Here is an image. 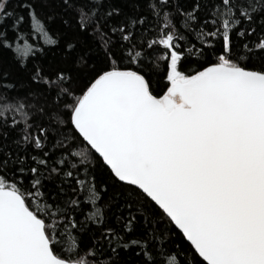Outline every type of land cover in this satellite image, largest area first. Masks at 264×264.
<instances>
[{"label": "snow or ice", "instance_id": "obj_1", "mask_svg": "<svg viewBox=\"0 0 264 264\" xmlns=\"http://www.w3.org/2000/svg\"><path fill=\"white\" fill-rule=\"evenodd\" d=\"M11 2L0 0V50H13L23 66L35 56L33 33L47 45L58 41L36 0H16L19 14ZM118 2L60 0L80 32L109 45L100 63L89 69V51L77 54L68 41L72 67H35L30 76L53 97L52 107L33 117L24 103L0 101V264H102L101 257L122 264L128 253L136 264H264V0H130L131 14ZM141 3L163 18V34L144 45L136 42L148 23L135 14ZM170 13L183 21V34ZM194 32L199 45L185 43ZM161 46L167 84L157 97L153 53L142 48ZM210 52L216 62L191 69ZM253 55L259 71L243 64ZM125 59L129 66L121 67ZM83 142L113 184L130 186L126 193L101 203L108 186L96 182L87 154L73 151ZM49 184L56 190L48 192ZM140 201L154 203L180 230L194 249L190 258L134 210Z\"/></svg>", "mask_w": 264, "mask_h": 264}, {"label": "trees", "instance_id": "obj_2", "mask_svg": "<svg viewBox=\"0 0 264 264\" xmlns=\"http://www.w3.org/2000/svg\"><path fill=\"white\" fill-rule=\"evenodd\" d=\"M108 5L106 4L105 7ZM117 7L121 8L125 13H132V6L130 0H119L116 4ZM191 5H189L190 7ZM9 10H14L18 14L20 9L16 8V0L8 5ZM35 8L38 16L43 22L48 25V30L54 39L58 41L57 45H47L43 42L42 39H37L36 34H32L30 37V42L33 44L36 52L35 56L27 61H21L23 66L17 63L14 59L13 50H0V85H7L8 91H4L3 88H0V101L4 103H24L27 105V111L31 113L33 117H39V108H50L52 107L53 97L48 94H41L38 89H42L43 85H37L34 83L30 76L34 71L35 67H41L44 69L45 73L50 70H55L56 68H69L72 67L71 60L65 58V44L68 41H72L77 44V54L82 51H89V55L92 58V63L89 65V69L96 67L100 63L99 55L105 50L109 45L104 44L99 40V37L95 32L89 30L88 32H80L76 20V15L70 10L62 11L64 6L60 4V0H56L55 3H50L49 0H36ZM142 12L135 13L136 15H142L148 21V23L143 26L137 34V43L144 45L146 43H151L153 39H159L160 35L163 34L161 31L163 18L153 17L149 15L147 8L144 4H140ZM23 14L25 15V24L23 28L25 31L28 29L27 23V10H24ZM51 16V19L48 17ZM170 18L176 22L177 28L180 31V34L184 33L182 28L183 21L170 13ZM144 28H147L145 31ZM13 33L9 32V37ZM254 40L255 37L249 38ZM188 40L195 41L197 45L200 43V37L197 33H193L191 37H188L185 43ZM99 43V47H97ZM219 47L217 46V51ZM163 48L157 47L156 51L148 48H142L143 53L152 52L150 62L152 64L151 68V82H152V91L153 94L157 97L162 96L166 91L167 81L164 78V61L159 60V55L163 54ZM246 51V50H245ZM217 57L214 53H209L206 56L199 57V63L192 64L191 69L199 70L202 67H207L210 63L216 62ZM259 56L253 55L251 61H243V64L247 66L250 70H261L259 63ZM100 66H104L100 64ZM129 66L128 59L123 61L121 67ZM133 69L138 67V65H131ZM87 73H85L86 75ZM19 118V117H17ZM47 117H44V120H47ZM13 136L17 135L16 132L12 133ZM71 137V133L67 134ZM62 139V137H61ZM67 143V141H65ZM73 151L85 152L87 158L91 161L90 170H92L93 175L96 178V182L99 184H105L108 186L109 191L104 194V199L101 201L103 204L106 201H109L110 198L117 192L126 193L130 186L117 185L113 184L110 170L104 165L102 159L90 149V146L83 142L79 144ZM79 157L75 158L74 162L79 161ZM48 192H53L56 189L49 184V187L46 189ZM127 197L114 201L112 204V210L119 211V206L125 202ZM132 200H137L136 196L131 197ZM140 208L144 215H148L154 220V223L164 231V239L170 241L171 246H174L177 249H183L188 253V257H191V254L194 252L191 245L187 242L183 234L173 225L170 221L161 215H159L158 206H155L154 203L145 204L143 201L136 203L134 205V210ZM126 211V210H125ZM155 212L156 216L153 217L151 214ZM123 214V213H120ZM139 218V217H138ZM151 227V225H150ZM144 229L142 224L137 225L136 235L142 236ZM68 244H71V240L68 241ZM67 247V245H66ZM174 255V253H173ZM202 260V258H200ZM103 264V257H101ZM122 264H136V256L132 253H128L122 257Z\"/></svg>", "mask_w": 264, "mask_h": 264}, {"label": "water", "instance_id": "obj_3", "mask_svg": "<svg viewBox=\"0 0 264 264\" xmlns=\"http://www.w3.org/2000/svg\"><path fill=\"white\" fill-rule=\"evenodd\" d=\"M94 151V150H93ZM97 154V153H96ZM98 155V154H97ZM99 156V155H98ZM102 159V158H101ZM179 230V229H178ZM180 231V230H179ZM186 239V238H185ZM189 244H190V242L189 241H187ZM191 245V244H190Z\"/></svg>", "mask_w": 264, "mask_h": 264}]
</instances>
